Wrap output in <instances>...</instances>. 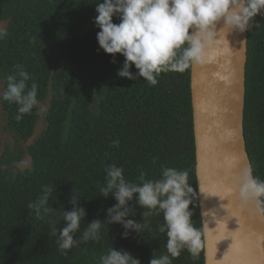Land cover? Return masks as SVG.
<instances>
[{
	"label": "trees",
	"instance_id": "1",
	"mask_svg": "<svg viewBox=\"0 0 264 264\" xmlns=\"http://www.w3.org/2000/svg\"><path fill=\"white\" fill-rule=\"evenodd\" d=\"M96 0H0V22L7 35L0 39V80L2 92L7 76L17 65L38 85L37 105L22 119H15L17 105L1 99L7 116L6 129L19 141L34 138L42 105L48 104L46 128L24 152L9 159L1 155L0 139V264H99L110 247L123 249L148 264L152 253L166 252V233L159 232L163 214L147 217L148 227L123 238L120 224L101 229L99 241H88L62 252L47 218L40 220L27 208L41 193L43 185L56 187L50 204L71 210V190L81 196L85 221L104 220L106 210L116 201L100 193L105 167H123L127 180L157 179L161 168L189 172L194 194L193 224L203 231L196 176L191 93L192 65L183 72L161 73L156 85L143 78H120L117 70L124 57H113L99 49L93 23L98 15ZM114 23H119L113 17ZM248 30L244 136L254 177L264 180V17L257 15ZM131 71H138L133 66ZM30 166L15 167L24 157ZM57 197V199H56ZM131 203V202H130ZM264 211V198H261ZM144 209L136 206L141 220ZM62 209L51 219L59 221ZM143 222V221H142ZM61 221L57 227H62ZM200 254L187 250L172 264H205V241Z\"/></svg>",
	"mask_w": 264,
	"mask_h": 264
},
{
	"label": "clouds",
	"instance_id": "2",
	"mask_svg": "<svg viewBox=\"0 0 264 264\" xmlns=\"http://www.w3.org/2000/svg\"><path fill=\"white\" fill-rule=\"evenodd\" d=\"M95 3L98 15L93 23L100 29L96 34L99 49L112 55L113 63L117 62L116 54L124 57L117 70L120 78H143L151 85L158 83L161 73L183 72L192 64L203 62L206 59L203 37L217 30V22L223 20L231 31L244 33L253 27L257 15L264 17V0H96ZM113 17L119 23H114ZM6 35L0 30V39ZM133 66L138 70L135 73L131 71ZM15 67L16 72L7 76L0 99L17 105L15 119L19 121L37 105L38 85L32 82L29 87L30 74L22 65ZM237 179L242 199L261 202L264 180L253 176L251 165ZM99 190L101 196H112L116 203L106 210L103 221L87 222L83 230L81 222L85 221L86 209L80 206L81 196L74 189L68 200L71 210H64L63 205L59 209L52 207L49 202L56 187L49 185L41 187V193L27 208L38 219L47 218L52 235L65 254L81 243L99 241L105 224H120L124 229L122 237L128 238L131 232L139 234L148 227L147 217L161 213L164 222L159 225V232L166 233V252L159 256L152 253L148 264H172L185 250L193 257L200 254L203 231L194 226L189 207L197 192L189 182L187 170L162 166L159 178L146 179V174L141 172L135 182L126 179L123 167L109 164ZM199 191L206 197L217 196L206 194L200 186ZM137 205L144 209L139 221L129 218L136 215ZM61 209V219L52 220L53 213ZM61 221L64 224L58 228ZM99 264H141V261L128 251L112 246L100 256Z\"/></svg>",
	"mask_w": 264,
	"mask_h": 264
},
{
	"label": "water",
	"instance_id": "3",
	"mask_svg": "<svg viewBox=\"0 0 264 264\" xmlns=\"http://www.w3.org/2000/svg\"><path fill=\"white\" fill-rule=\"evenodd\" d=\"M203 39L206 59L192 64L191 93L205 264H264V211L261 202L241 198L237 179L251 165L244 136L248 31H231L221 20Z\"/></svg>",
	"mask_w": 264,
	"mask_h": 264
},
{
	"label": "rangeland",
	"instance_id": "4",
	"mask_svg": "<svg viewBox=\"0 0 264 264\" xmlns=\"http://www.w3.org/2000/svg\"><path fill=\"white\" fill-rule=\"evenodd\" d=\"M7 27L6 23L0 22V30H5ZM3 89V82L0 80V93H2ZM47 107L48 104L42 105V114L41 118L39 120L35 136L31 141L28 143H23L22 141H19L14 135L9 133L6 129L7 124V116L4 113L1 105V99H0V139L2 142V149H1V155L4 158H11L19 155L21 152H24L28 146L32 145L34 141L43 133V131L46 128V113H47ZM31 159L26 156L24 157L23 161L16 165L15 167H10L8 165L5 166L6 171H13L14 174H16L18 171L26 169L30 166Z\"/></svg>",
	"mask_w": 264,
	"mask_h": 264
}]
</instances>
